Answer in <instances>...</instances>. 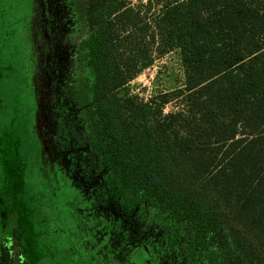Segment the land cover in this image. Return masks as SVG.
<instances>
[{"label": "trees", "instance_id": "16d2710c", "mask_svg": "<svg viewBox=\"0 0 264 264\" xmlns=\"http://www.w3.org/2000/svg\"><path fill=\"white\" fill-rule=\"evenodd\" d=\"M128 3L82 6L88 36L70 92L84 109L90 166L185 264H264V0ZM8 46L0 45V264L4 248L12 264H88L57 230L66 211L52 190L10 172L21 146L4 142L22 138L11 111L25 87L17 67L4 68ZM175 49L182 87L148 101L128 91L156 55ZM9 80L23 86L17 96Z\"/></svg>", "mask_w": 264, "mask_h": 264}, {"label": "flooded vegetation", "instance_id": "af4514ba", "mask_svg": "<svg viewBox=\"0 0 264 264\" xmlns=\"http://www.w3.org/2000/svg\"><path fill=\"white\" fill-rule=\"evenodd\" d=\"M84 3L0 0V45L8 44L10 50L4 68L17 67L25 87L11 111L18 117L23 140L4 142L5 147L21 146L10 172L19 184L32 180L39 191L52 190L66 211L57 230L70 238L88 264H185L166 241L161 243L155 225L127 213L108 196L102 176L90 166L84 109L70 92L88 36ZM13 96L2 100L7 103ZM11 240L7 236L3 243Z\"/></svg>", "mask_w": 264, "mask_h": 264}, {"label": "rangeland", "instance_id": "374dc122", "mask_svg": "<svg viewBox=\"0 0 264 264\" xmlns=\"http://www.w3.org/2000/svg\"><path fill=\"white\" fill-rule=\"evenodd\" d=\"M128 2L131 3L133 7L144 10V6L147 4L148 0H128ZM154 10L155 5H151V9L148 11V16L151 12L153 13ZM0 33H2L1 30ZM184 80L185 72L180 52L178 49H175L161 56L156 55L152 65L144 69L128 84V91L138 95L144 101H148L161 92L182 87ZM15 86L19 87V84L17 85V83H15ZM15 86L12 85V81L9 80L5 84V89H8V91L11 90V93L13 94L14 92L20 93L19 89H22L23 86L19 88H15ZM174 109H176L175 103L171 102L165 106L164 112L167 113ZM6 252L7 250L4 248L3 254L1 255V262H4L3 264L15 263L14 258H10Z\"/></svg>", "mask_w": 264, "mask_h": 264}]
</instances>
